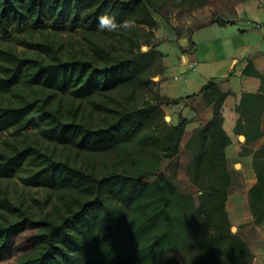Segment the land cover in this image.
Here are the masks:
<instances>
[{
	"label": "trees",
	"instance_id": "1",
	"mask_svg": "<svg viewBox=\"0 0 264 264\" xmlns=\"http://www.w3.org/2000/svg\"><path fill=\"white\" fill-rule=\"evenodd\" d=\"M168 1L0 0V33L21 24L45 27V20L52 28H40V37L25 39L19 51L0 48V130L33 129L0 145V257L14 236L32 230L8 264L251 263L226 209L231 139L223 127L225 94L213 80L199 90L213 116L184 144L196 197L158 171L178 153L187 121H165L162 106L180 99L151 86L156 43L145 28L156 26L153 12ZM104 14L135 26L101 32ZM65 24L83 28L77 39L60 37L58 26ZM252 164L257 181L248 204L261 223L264 142ZM12 178L44 194L12 197L6 184Z\"/></svg>",
	"mask_w": 264,
	"mask_h": 264
},
{
	"label": "crops",
	"instance_id": "2",
	"mask_svg": "<svg viewBox=\"0 0 264 264\" xmlns=\"http://www.w3.org/2000/svg\"><path fill=\"white\" fill-rule=\"evenodd\" d=\"M156 31L162 62L156 89L180 99L162 108H168L172 123L187 119L179 150L213 116L212 104L199 94L203 84L211 79L225 94L221 112L231 139L225 149L231 177L226 209L252 252L250 264H264V221L255 223L248 204V190L257 181L252 152L264 142V0H245L209 16L194 13ZM247 93L252 96L240 107Z\"/></svg>",
	"mask_w": 264,
	"mask_h": 264
},
{
	"label": "rangeland",
	"instance_id": "3",
	"mask_svg": "<svg viewBox=\"0 0 264 264\" xmlns=\"http://www.w3.org/2000/svg\"><path fill=\"white\" fill-rule=\"evenodd\" d=\"M159 1V0H158ZM182 0H169L159 12H153L154 17L157 21L156 26L153 29L145 28V31L150 33L146 35V38L153 43L158 44V36H157V29L160 24L164 22H168L171 20L173 23H180L181 20L191 18L194 13H197L198 16L203 17V15H210V13L216 14L220 11H227L234 9L236 7H240L243 1L245 0H204L201 4H197L194 6H190L189 3L181 2ZM49 21L45 20L43 24L45 27H37V28H29L27 24H21L20 26H12L9 29V32L6 34L0 33V48L11 46L12 48L16 49L17 51L23 49L26 45L23 41L25 39L30 40L32 38L40 37V30L43 28L44 30H51L49 28ZM41 28V29H40ZM58 32L60 37L63 39H77L79 33L82 31V27L80 25L74 26L71 29L67 24L64 26H58ZM139 33L143 35V30L139 29ZM145 37L141 36V41ZM144 42V41H143ZM148 46L143 43L141 45L142 50H146ZM162 66L161 62V52L158 51L156 47V53L153 55L152 59V69H151V84L153 89H156V81H157V72L160 70ZM85 103V99L83 100ZM163 109V117L165 121L168 123H172L170 119V111L168 108L164 107ZM33 129L28 127L26 129L21 130L20 133L14 130V127H10L8 129L0 130V145H2L5 139H12L15 136H21L24 132H30ZM187 151L181 145L180 150L176 154L175 158L173 159V163L169 160L163 172L170 175L179 185V188L182 191H189L192 192L193 195L196 197V189L194 186L191 185L189 182L187 175L184 170V165L186 164L187 160ZM150 179V178H148ZM7 186L10 190V194L12 197H15L18 193H22L26 199H30L31 197H41L44 194V190L37 188V187H29L23 185L17 178H12L6 181ZM35 205V204H34ZM232 226L235 227L234 231L237 230L236 224L232 223ZM32 233V230L26 228L19 232L16 236L13 237L12 241L9 244L7 251L0 257V264H8L16 259L19 253H21L26 247L27 242L25 241L26 237Z\"/></svg>",
	"mask_w": 264,
	"mask_h": 264
},
{
	"label": "clouds",
	"instance_id": "4",
	"mask_svg": "<svg viewBox=\"0 0 264 264\" xmlns=\"http://www.w3.org/2000/svg\"><path fill=\"white\" fill-rule=\"evenodd\" d=\"M126 2V0H122ZM135 26V22L131 19H126L122 22H117L115 16L104 14L98 18V30L101 32L109 31L116 32L118 30H130Z\"/></svg>",
	"mask_w": 264,
	"mask_h": 264
},
{
	"label": "water",
	"instance_id": "5",
	"mask_svg": "<svg viewBox=\"0 0 264 264\" xmlns=\"http://www.w3.org/2000/svg\"><path fill=\"white\" fill-rule=\"evenodd\" d=\"M168 161H169L168 158H164V159L161 161L160 165H159L158 171L162 172V171L164 170V167H165V165H166V163H167ZM234 229H235V227H234V226H231V230L234 231Z\"/></svg>",
	"mask_w": 264,
	"mask_h": 264
}]
</instances>
